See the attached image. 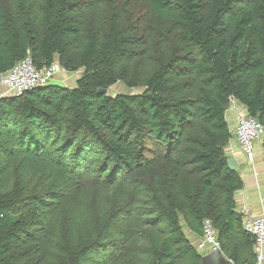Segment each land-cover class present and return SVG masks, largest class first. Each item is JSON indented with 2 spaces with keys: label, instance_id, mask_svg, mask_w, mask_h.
Returning a JSON list of instances; mask_svg holds the SVG:
<instances>
[{
  "label": "trees",
  "instance_id": "obj_1",
  "mask_svg": "<svg viewBox=\"0 0 264 264\" xmlns=\"http://www.w3.org/2000/svg\"><path fill=\"white\" fill-rule=\"evenodd\" d=\"M26 57L79 75L0 99V264H201L204 220L254 264L226 112L264 127V0H0Z\"/></svg>",
  "mask_w": 264,
  "mask_h": 264
},
{
  "label": "built area",
  "instance_id": "obj_2",
  "mask_svg": "<svg viewBox=\"0 0 264 264\" xmlns=\"http://www.w3.org/2000/svg\"><path fill=\"white\" fill-rule=\"evenodd\" d=\"M59 70L65 72L57 64L37 69L31 58L26 57L1 75L0 83L6 88L10 97H21L30 91L47 86ZM236 104L230 99L231 109ZM233 135L247 161L253 162L254 146L264 138V127L246 112L238 111ZM242 228L245 233L253 237L254 264H264V215L252 217L246 210L243 214ZM197 248L201 251L207 250L209 253L220 251L215 230L208 220L203 222L202 239Z\"/></svg>",
  "mask_w": 264,
  "mask_h": 264
},
{
  "label": "crops",
  "instance_id": "obj_3",
  "mask_svg": "<svg viewBox=\"0 0 264 264\" xmlns=\"http://www.w3.org/2000/svg\"><path fill=\"white\" fill-rule=\"evenodd\" d=\"M68 75L69 73H57L53 80L49 83V86H75L78 77L74 79L68 77ZM6 97H10V95L8 94L6 88L0 83V99ZM238 111L246 112L245 109L243 107H240L238 104H236L233 109H228V111L226 112V120L232 132V135L236 126ZM262 140L257 142L254 146V159L251 163L247 161L246 156L240 150L234 135L225 148V156L227 159H232L234 161L236 165L235 172L238 174L242 183L241 189L235 192L233 195L235 213L242 216V221L243 214L246 210L248 215L252 217H259L261 215H264V157L262 151ZM185 235L195 247H198V244L201 242L202 237L197 238L187 231H185ZM208 253L209 252L207 250H204L202 254H204L205 256ZM252 253H254L253 246ZM224 257L228 259L226 256ZM230 264L235 263L231 262ZM239 264H246L245 260L241 259L239 261Z\"/></svg>",
  "mask_w": 264,
  "mask_h": 264
},
{
  "label": "water",
  "instance_id": "obj_4",
  "mask_svg": "<svg viewBox=\"0 0 264 264\" xmlns=\"http://www.w3.org/2000/svg\"><path fill=\"white\" fill-rule=\"evenodd\" d=\"M121 86V85H118ZM117 86V87H118ZM116 87V88H117ZM123 87V86H122ZM124 90L127 91L126 95H130L133 92L130 90H127L125 87H123ZM101 93L106 94L107 91H100ZM227 167L230 171L234 172L236 165L234 163V161L232 159H227ZM231 262L228 261L224 255L221 253V251H216V252H212V253H208L207 255H205L202 258L201 264H230Z\"/></svg>",
  "mask_w": 264,
  "mask_h": 264
},
{
  "label": "rangeland",
  "instance_id": "obj_5",
  "mask_svg": "<svg viewBox=\"0 0 264 264\" xmlns=\"http://www.w3.org/2000/svg\"><path fill=\"white\" fill-rule=\"evenodd\" d=\"M60 72H63V71H61V70H59V72L58 73H60ZM63 73H66V72H63ZM78 75H79V73H72V74H70L69 73V75H68V77H70V78H76V77H78ZM56 76V75H55ZM54 76V77H55ZM53 77V78H54ZM53 80V79H52ZM51 80V81H52ZM47 86H49V84L47 85ZM118 86V85H117ZM114 86L112 89H110V90H108L107 91V94L108 95H110V96H115L116 94H126L127 93V91L126 90H124L123 89V87L122 86ZM117 87V88H116ZM229 109H231L230 108V105H229ZM237 120V119H236Z\"/></svg>",
  "mask_w": 264,
  "mask_h": 264
}]
</instances>
